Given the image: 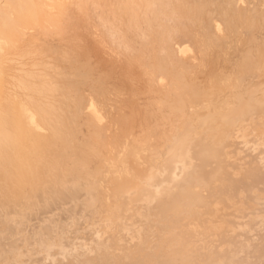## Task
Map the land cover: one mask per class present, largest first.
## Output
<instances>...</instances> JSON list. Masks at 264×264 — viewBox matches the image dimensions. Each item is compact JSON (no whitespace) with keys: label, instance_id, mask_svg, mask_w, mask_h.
<instances>
[{"label":"bare ground","instance_id":"bare-ground-1","mask_svg":"<svg viewBox=\"0 0 264 264\" xmlns=\"http://www.w3.org/2000/svg\"><path fill=\"white\" fill-rule=\"evenodd\" d=\"M0 1V264H264V0Z\"/></svg>","mask_w":264,"mask_h":264},{"label":"rangeland","instance_id":"rangeland-1","mask_svg":"<svg viewBox=\"0 0 264 264\" xmlns=\"http://www.w3.org/2000/svg\"><path fill=\"white\" fill-rule=\"evenodd\" d=\"M1 2V1H0ZM2 3V2H1ZM2 4H4V3H2ZM263 7V6H262ZM54 12H56L55 11V9H52V10H50V16L48 17V19L46 18V19H44V20H42V21H40V18H38V17H34L30 22H28V21H25V22H23V23H20V28L22 29V31H27V36H28V33L30 34V32H28V31H31V33L33 32L34 33V35L36 34V32L38 33V31H36V29L38 28V26H39V24H40V22H43V23H49V22H54L55 21V19L56 18H59V15L56 13H54ZM57 16V17H56ZM48 20V21H47ZM31 26H35V27H37L36 29H31V30H27V27H31ZM26 33V32H25ZM14 33H13V31L12 30H10L9 29V31H8V33H7V35L10 37V36H12ZM22 35V34H21ZM26 35H22V37H23V40H21V41H19L18 42V45L17 46H15V47H11V46H4L3 47V51L1 52L2 53V55L3 56H5V55H9V54H11V52H17L16 50H18L19 51V45L20 46H22L21 44H24V42L26 41V39H27V36ZM34 35H33V37H34ZM37 35V34H36ZM26 36V37H25ZM39 37H42L41 35L39 36ZM38 37V40H39V44H40V42H41V40L42 39H40ZM29 39V38H28ZM44 39V38H43ZM55 40H56V42H57V39L58 38H54ZM37 40V41H38ZM19 43H21V44H19ZM42 43V42H41ZM38 44V46H40ZM5 48V49H4ZM12 49H13V51H12ZM24 60V59H23ZM11 61V60H10ZM23 62V61H22ZM12 63H14L15 64V62H11V64ZM24 63H26L25 61L21 64V63H19L20 64V66L19 65H14V64H10L11 66H17V68H16V71L19 69V71H17V72H20V70H24V68L26 69V66L25 65H23ZM8 64H9V62H8ZM9 65V66H10ZM23 65V66H22ZM8 65H6V67H7ZM24 67L23 69L21 68H19V67ZM8 68H10V70H9V72L11 71V70H13L12 69V67H8ZM15 69V68H14ZM7 71V70H6ZM13 73H14V71H12ZM16 72V73H17ZM18 75V74H17ZM209 256H210V254H208ZM201 257V256H200ZM202 258V257H201ZM204 259V258H203ZM216 263V262H215ZM215 263H212V264H215ZM193 264V263H192ZM216 264H219V263H216Z\"/></svg>","mask_w":264,"mask_h":264}]
</instances>
